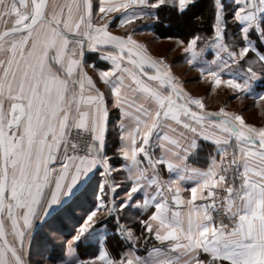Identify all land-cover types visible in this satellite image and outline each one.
Segmentation results:
<instances>
[{
  "label": "snow or ice",
  "instance_id": "6c2138e0",
  "mask_svg": "<svg viewBox=\"0 0 264 264\" xmlns=\"http://www.w3.org/2000/svg\"><path fill=\"white\" fill-rule=\"evenodd\" d=\"M177 62L264 110V0H0V264H264V123Z\"/></svg>",
  "mask_w": 264,
  "mask_h": 264
},
{
  "label": "rangeland",
  "instance_id": "374dc122",
  "mask_svg": "<svg viewBox=\"0 0 264 264\" xmlns=\"http://www.w3.org/2000/svg\"><path fill=\"white\" fill-rule=\"evenodd\" d=\"M165 43L160 44H155L154 46H152V50L156 53H163L165 51V49H167L169 47L168 42L164 41ZM169 59L173 60L177 57L178 52H169ZM174 70L176 72V74L178 76H182V79L185 82V85L192 91H194L195 93L199 94L202 92V90H205L209 87H207V85H205L204 83H200L196 81V76H199L197 72H194L192 70H189L187 68V65H181L180 62H177L176 65H174ZM219 94V96L217 95ZM226 96L227 92H220V90H218V92H215L214 94L211 93L210 96L208 97V100L211 104V106L214 105V103H216L218 101V99H220L221 96ZM218 96V97H216ZM222 99V98H221ZM217 100V101H216ZM252 102L250 101H245L240 100V103L235 102L234 103V108L238 109V110H242V112L244 113L245 117L248 120H251L253 122H264V110H262L261 108L258 107L259 111L256 109H251L250 108V104ZM253 104H256L255 102H253ZM254 106V105H253Z\"/></svg>",
  "mask_w": 264,
  "mask_h": 264
},
{
  "label": "crops",
  "instance_id": "0c3cea01",
  "mask_svg": "<svg viewBox=\"0 0 264 264\" xmlns=\"http://www.w3.org/2000/svg\"><path fill=\"white\" fill-rule=\"evenodd\" d=\"M114 31H116V29H113ZM137 38L138 39H141V40H145L147 41L148 40V36H147V33H144V34H137ZM162 43H165L164 41H156L152 44V46H154L155 44H162ZM192 71L196 72L195 69H192ZM181 79H182V76H180ZM183 80V79H182ZM196 81L197 82H200V83H204L205 85H207V89L205 90H202L201 93L197 94L195 93L194 91L190 90L186 85H185V82H184V88L186 91H188L191 95L195 96V97H198V98H201L202 99V102L204 103L205 107L207 110L209 111H216L218 110L220 107H225L226 110L228 111H236L240 114H242L244 117V113L242 112V110H238V109H235L234 108V103L237 102V103H240V100H237L234 98L233 94L231 93L230 89L227 88V86L225 85H219V86H216L215 88H213L211 82L209 80H207L206 78L205 79H201L199 76H196ZM218 90H220V92H224L226 91L227 92V95L226 96H221L220 99H218V101L216 103H214L213 106H211L209 100H208V97L210 96L211 93H215V92H218ZM219 96V94H217ZM216 96V97H218ZM222 98V99H221ZM245 101H250L252 102L250 104V108L251 109H256L259 111L258 107L256 106V104H253V102H255L252 98H247V99H244ZM254 105V106H253ZM245 119L250 122V123H254V124H257V125H260L264 122H253L251 120H248L246 117ZM70 226H72V223H69Z\"/></svg>",
  "mask_w": 264,
  "mask_h": 264
},
{
  "label": "trees",
  "instance_id": "16d2710c",
  "mask_svg": "<svg viewBox=\"0 0 264 264\" xmlns=\"http://www.w3.org/2000/svg\"><path fill=\"white\" fill-rule=\"evenodd\" d=\"M71 227L72 226L69 225V228H71ZM108 246L113 252L116 251V241L115 240L109 239Z\"/></svg>",
  "mask_w": 264,
  "mask_h": 264
}]
</instances>
